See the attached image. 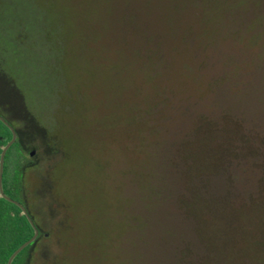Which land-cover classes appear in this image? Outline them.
<instances>
[{
	"label": "rangeland",
	"instance_id": "rangeland-1",
	"mask_svg": "<svg viewBox=\"0 0 264 264\" xmlns=\"http://www.w3.org/2000/svg\"><path fill=\"white\" fill-rule=\"evenodd\" d=\"M151 1L147 13L145 0L0 10V61L62 146L47 201L65 239L58 263L250 264L239 215L264 207V0H189L169 20ZM128 6L158 35L150 67L133 49L145 35L131 48L117 21ZM144 151L153 199L131 172Z\"/></svg>",
	"mask_w": 264,
	"mask_h": 264
},
{
	"label": "trees",
	"instance_id": "trees-1",
	"mask_svg": "<svg viewBox=\"0 0 264 264\" xmlns=\"http://www.w3.org/2000/svg\"><path fill=\"white\" fill-rule=\"evenodd\" d=\"M150 1L145 0L144 2L143 8L146 13L154 9L152 7L153 3L151 4ZM187 1L189 0H155V3L160 6L161 4L164 5L167 12L166 16L169 20L172 16L175 17L180 9H185L189 5ZM209 1L215 4L219 2L218 0ZM238 1H240L238 2L239 5L241 1L242 3L244 2L243 0ZM130 2L131 0H129V4ZM117 3L119 4L120 2L117 1ZM5 4L6 0H0V10L7 9L8 6ZM148 5L149 7H147ZM224 5L228 8L232 6L228 0ZM114 9H116V5ZM118 17L117 21L122 26V29L126 31L124 26L127 28V42L129 45L135 35L140 37L142 33L143 35L146 34V29L136 24L137 19L141 17L139 11L136 13L129 6L126 9L124 7ZM174 27V25H170L169 28L172 30L175 29ZM157 37L158 35L155 36L153 33H148L147 37L146 35L144 36L145 40L143 39L144 46L141 49L133 48L137 55L144 58L145 64L149 67L154 64L152 59L156 60L159 53L162 52ZM257 37L259 36L255 38ZM132 46L133 43L131 42L130 47L132 48ZM131 53H133V50ZM152 77L151 75L148 79ZM0 83L3 97L0 112L16 131V138L7 149L4 158V191L24 204L39 229L38 236L14 257L11 264H59L60 254L65 248L63 244L65 239L60 235V227L54 225V221L58 219L59 212L55 209L54 204L47 201L52 197L49 195L51 180L48 175L58 165L57 159L63 153L62 146L51 130L36 117L23 90L18 85L16 77L1 61ZM148 111L144 108L143 113L148 114ZM12 138V130L2 121L0 156L4 146ZM202 140L208 146L205 151L207 158L208 155H211L210 147L207 143L208 139L205 140L204 138ZM32 151L35 152L32 154ZM144 153L146 155L145 161L143 163L138 161L135 164V169L131 172L133 182L144 191L148 198L153 199L157 195L159 184L153 181L155 178L150 168L151 164L147 161L148 153L145 151ZM199 163L204 165L203 160L199 161ZM260 209L262 210L255 212V209L252 208V214H248L250 210L247 212L240 211L239 215L242 222L247 225L246 227L244 225L241 226L244 231V233L241 232L243 236L239 240L240 243H244V248H241L244 253H241L249 258L250 264H264V207ZM229 217L230 214L225 216L226 219ZM244 217H248L250 223ZM251 220L254 222H251ZM220 228L221 226L215 227L218 233ZM34 232V227L23 210L14 202L0 195V264H8L9 258L15 250L30 239ZM119 239L120 237H114V242L117 244ZM233 264L237 263L233 262Z\"/></svg>",
	"mask_w": 264,
	"mask_h": 264
},
{
	"label": "water",
	"instance_id": "water-1",
	"mask_svg": "<svg viewBox=\"0 0 264 264\" xmlns=\"http://www.w3.org/2000/svg\"><path fill=\"white\" fill-rule=\"evenodd\" d=\"M0 119L7 125L10 127V129L13 132V138L4 146L2 152H1V156H0V195L4 198H6L9 201L14 202L15 204H17L25 213V215L27 216V218L29 219L31 225L34 227V235L28 239L26 242H24L19 248H17L15 250V252L11 255V257L9 258L8 264H11L12 260L14 259V257L26 246L28 245L30 242H32L39 234V229L36 227L34 220L31 218L28 210L26 209V207L24 206V204H22L20 201L14 199L13 197L9 196L5 191H4V187H3V169H4V158H5V154L7 149L9 148V146L12 144V142L15 140L16 138V131L14 129V127L4 118V116H2L0 114ZM35 151H32V154Z\"/></svg>",
	"mask_w": 264,
	"mask_h": 264
},
{
	"label": "flooded vegetation",
	"instance_id": "flooded-vegetation-1",
	"mask_svg": "<svg viewBox=\"0 0 264 264\" xmlns=\"http://www.w3.org/2000/svg\"><path fill=\"white\" fill-rule=\"evenodd\" d=\"M2 101H3V97H2V89H1V83H0V110L2 108ZM1 132H2V120L0 119V142H1Z\"/></svg>",
	"mask_w": 264,
	"mask_h": 264
}]
</instances>
